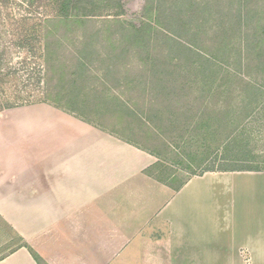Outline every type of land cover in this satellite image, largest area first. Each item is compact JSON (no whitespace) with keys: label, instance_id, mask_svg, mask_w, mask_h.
I'll list each match as a JSON object with an SVG mask.
<instances>
[{"label":"rangeland","instance_id":"rangeland-1","mask_svg":"<svg viewBox=\"0 0 264 264\" xmlns=\"http://www.w3.org/2000/svg\"><path fill=\"white\" fill-rule=\"evenodd\" d=\"M123 4L100 10L97 23L120 18L140 26L152 16L148 47L156 62L108 59L114 47L106 42L82 62L80 40L91 26L47 30L45 20L58 12L50 0H0V127L8 132L23 124L25 109L49 104L153 151L158 161L148 171L175 186L217 168L225 154L264 171V56L253 53L264 0ZM214 50L218 59L207 60Z\"/></svg>","mask_w":264,"mask_h":264},{"label":"crops","instance_id":"crops-1","mask_svg":"<svg viewBox=\"0 0 264 264\" xmlns=\"http://www.w3.org/2000/svg\"><path fill=\"white\" fill-rule=\"evenodd\" d=\"M24 111L0 127V264H41L32 251L44 264H264V171L175 186L138 144L49 104Z\"/></svg>","mask_w":264,"mask_h":264},{"label":"trees","instance_id":"trees-1","mask_svg":"<svg viewBox=\"0 0 264 264\" xmlns=\"http://www.w3.org/2000/svg\"><path fill=\"white\" fill-rule=\"evenodd\" d=\"M54 3L58 9L57 14L53 18H48L45 20L42 25L43 28L47 30L60 31L62 29L72 30L77 27L91 26V34L83 36L80 40L82 47L79 50L80 61L87 62L89 56L94 52L90 49L92 46L97 43L106 42L111 44L114 49L112 53L104 54L106 58H110L114 55L115 58L122 59L133 56H143L142 60L150 61L151 63L156 62L155 58L151 57V50L148 47L153 40V26L152 16L149 18V21L144 22V24L137 26L136 24L126 22L120 18H115L113 20H107L101 26L97 23L96 17L98 12L103 8H118L123 9L124 4L123 0H50ZM242 11L240 12L239 20H242ZM116 26L115 31L112 30V27ZM50 34V33H49ZM256 37L254 41L253 53L256 54V57L260 59L261 56H264V51H260L259 48L262 43H264V28L260 32H256ZM49 49V46H48ZM224 51V48H218ZM217 50V53L219 52ZM214 52L209 53V58L216 60L218 55ZM259 65L264 69V63L260 60ZM258 103L261 104V108L264 110V99H259ZM106 130V129H105ZM120 136V135H119ZM129 141V140H127ZM131 142V141H129ZM134 143V142H133ZM136 144V143H135ZM143 147V146H142ZM230 148V142H227L224 146L225 151ZM147 149V148H145ZM152 154H155L153 151L147 149ZM249 152L248 155H250ZM228 155H224V158L219 162L218 167L207 168L206 171H260V166L249 165L244 161H231L227 158ZM33 252V256L37 261L43 264L40 260V257L37 253Z\"/></svg>","mask_w":264,"mask_h":264}]
</instances>
